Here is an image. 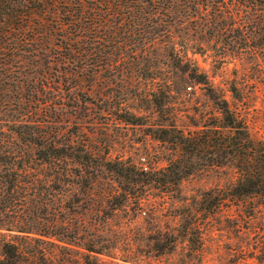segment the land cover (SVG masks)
Masks as SVG:
<instances>
[{
    "label": "rangeland",
    "instance_id": "374dc122",
    "mask_svg": "<svg viewBox=\"0 0 264 264\" xmlns=\"http://www.w3.org/2000/svg\"><path fill=\"white\" fill-rule=\"evenodd\" d=\"M7 5L0 0V128L34 125L76 156L59 163L61 242L45 245V264H86L87 256L98 264H264L263 197L214 213L202 205L206 192L235 182L233 169L204 167L200 156L178 195L116 173L121 166L155 172L180 156L156 137L161 127L188 134L219 126L214 95L264 141V8H230L229 31L220 28L231 20L212 8L163 10L130 29L103 0H83L85 15L97 19L79 25L94 31L71 44L66 12L80 5ZM152 30L160 37L143 39ZM133 187L141 204L126 196ZM187 209L197 210L203 229L199 255L182 237Z\"/></svg>",
    "mask_w": 264,
    "mask_h": 264
},
{
    "label": "trees",
    "instance_id": "16d2710c",
    "mask_svg": "<svg viewBox=\"0 0 264 264\" xmlns=\"http://www.w3.org/2000/svg\"><path fill=\"white\" fill-rule=\"evenodd\" d=\"M7 1V0H6ZM2 4L21 6L30 4L34 8L45 9L46 6L58 4L59 7L78 4V11L70 10L68 27L73 33L66 39L71 44L85 39L91 34V26H80L82 21L96 23V17L85 15L83 0H11ZM228 1V2H227ZM103 0L106 12H116L125 17L130 29L132 24L139 26L152 22L155 15L163 10L177 12L179 8H212L217 15H222L227 26L222 31L232 30L236 25L230 8H264V0ZM7 5V6H8ZM224 8V9H223ZM227 10H226V9ZM141 13L142 17L133 20L132 12ZM79 12V14H75ZM21 11L16 10L15 17H21ZM9 17V13H6ZM20 15V16H19ZM151 15V16H150ZM222 19L221 16H217ZM124 19V18H122ZM123 21V20H121ZM163 21L156 20L155 23ZM233 23V24H232ZM93 25V24H92ZM119 25V23H118ZM121 25V24H120ZM127 28V29H129ZM243 28H247L244 24ZM62 29V28H61ZM130 31V30H129ZM162 30L147 31L143 39L154 41ZM165 31V30H164ZM163 31V32H164ZM133 33H130L132 37ZM145 37V38H144ZM115 38V37H114ZM214 100L221 115L217 124L205 125L204 129L186 134L174 126L159 128L156 137L171 143L179 150L180 156L168 161V165L158 171L136 170L121 166L116 170L119 176L149 186H157L162 192L178 195L181 182L195 173V161L201 156L204 167L231 168L235 173V182L227 188L213 189L204 194L202 205L204 210L214 213L229 203L236 204L239 200L249 197L264 198V141L255 140L247 124L230 108L224 98L214 95ZM216 123V122H215ZM33 127V128H32ZM28 123H20L5 133L0 128V264H45L48 258L46 244L56 247L60 241V226L58 221L64 216L61 205L62 189L59 186L61 178L58 167L66 157L75 160L76 156L65 153L61 142L51 135L40 132ZM29 129V130H27ZM26 147L19 151L12 147ZM92 154L82 158V164L88 163ZM125 167V168H123ZM53 170L52 174L43 173ZM136 177V178H135ZM129 195L136 197L141 204L140 195L135 194V188H130ZM181 213L182 237L195 248L199 255L202 246L203 229L197 210L187 209ZM178 235L174 242L179 240ZM47 240H52L49 242ZM89 252H93L91 248ZM86 264H98L87 256Z\"/></svg>",
    "mask_w": 264,
    "mask_h": 264
}]
</instances>
